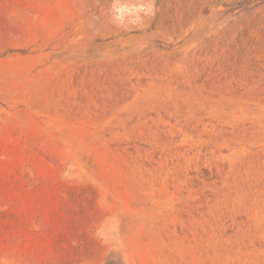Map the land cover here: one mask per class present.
<instances>
[{"label":"rangeland","instance_id":"rangeland-1","mask_svg":"<svg viewBox=\"0 0 264 264\" xmlns=\"http://www.w3.org/2000/svg\"><path fill=\"white\" fill-rule=\"evenodd\" d=\"M0 264H264V0H0Z\"/></svg>","mask_w":264,"mask_h":264},{"label":"bare ground","instance_id":"bare-ground-1","mask_svg":"<svg viewBox=\"0 0 264 264\" xmlns=\"http://www.w3.org/2000/svg\"><path fill=\"white\" fill-rule=\"evenodd\" d=\"M135 8H136V6H135Z\"/></svg>","mask_w":264,"mask_h":264}]
</instances>
